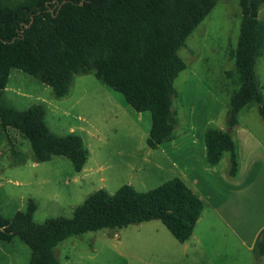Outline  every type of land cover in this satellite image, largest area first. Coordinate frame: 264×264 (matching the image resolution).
<instances>
[{
  "label": "trees",
  "instance_id": "16d2710c",
  "mask_svg": "<svg viewBox=\"0 0 264 264\" xmlns=\"http://www.w3.org/2000/svg\"><path fill=\"white\" fill-rule=\"evenodd\" d=\"M65 1V2H64ZM221 0H0V125L29 141L36 162L67 157L76 171L88 158L81 135H60L46 123L43 103L19 109L6 100L12 69L18 68L50 86L57 98L70 94L77 75L93 74L120 92L136 112H150L147 144L157 148L176 137L173 103L175 80L186 69L179 50ZM64 2V3H63ZM242 21L235 59L238 87L227 111V130L205 132L207 160L218 166L226 153V175L239 170L238 146L232 130L246 107L257 105L264 120V94L256 70L264 52V0H239ZM16 163L27 160L14 149ZM203 199L181 177L148 191L124 184L113 194L99 189L75 207L72 217L34 220V200L12 217L0 214V240L19 237L30 248L28 264H62L55 247L66 238L103 228L117 229L161 220L181 243L190 239L204 209ZM254 251L264 255V228Z\"/></svg>",
  "mask_w": 264,
  "mask_h": 264
},
{
  "label": "rangeland",
  "instance_id": "374dc122",
  "mask_svg": "<svg viewBox=\"0 0 264 264\" xmlns=\"http://www.w3.org/2000/svg\"><path fill=\"white\" fill-rule=\"evenodd\" d=\"M259 18L264 20V4ZM241 21L239 0H221L179 50L186 69L175 80L176 135L191 129L199 133L206 125L228 129L230 98L239 85L231 53L237 46ZM256 70L264 94V52ZM5 98L19 109L43 103L48 127L60 135H81L88 148L87 161L79 172L65 156L36 162L28 139L0 125V214L6 217L26 210L30 199L37 206L36 222L72 217L75 207L96 190L113 194L130 184L138 191H148L182 176L161 150L148 146L149 112L135 113L126 102L123 105V95L91 73L75 76L70 94L57 98L50 86L14 68ZM238 125L255 130L264 148V120L257 105L240 111ZM238 128L232 130L234 137ZM14 149L25 152L27 160L16 163ZM189 153V167L199 169L201 152ZM229 161L226 153L218 168L224 171ZM203 201L201 218L184 243L154 219L72 235L55 247L56 256L62 264H264ZM30 254L29 246L17 236L8 242L0 240V264H28Z\"/></svg>",
  "mask_w": 264,
  "mask_h": 264
},
{
  "label": "crops",
  "instance_id": "0c3cea01",
  "mask_svg": "<svg viewBox=\"0 0 264 264\" xmlns=\"http://www.w3.org/2000/svg\"><path fill=\"white\" fill-rule=\"evenodd\" d=\"M125 102L124 99L123 105ZM149 119L148 133L151 127L150 112ZM212 121L214 119L209 122ZM236 126L239 127L235 137L238 146L239 170L233 179L226 175V168L222 171L218 168L219 165L214 166L207 160L205 143L207 125L199 133L191 129L177 134L172 140L165 141L152 149L163 152L171 167L177 170L182 175L181 178L211 205L217 219L239 237L250 251L254 252L258 235L264 228V148H261V138L256 135L255 130L248 126L241 127L238 124ZM197 149L201 152L202 166L195 170L189 167V151ZM260 152H262L261 155ZM263 258L264 255L262 261H264Z\"/></svg>",
  "mask_w": 264,
  "mask_h": 264
},
{
  "label": "water",
  "instance_id": "95a60500",
  "mask_svg": "<svg viewBox=\"0 0 264 264\" xmlns=\"http://www.w3.org/2000/svg\"><path fill=\"white\" fill-rule=\"evenodd\" d=\"M64 2H65V1H64ZM64 2H63V3H64Z\"/></svg>",
  "mask_w": 264,
  "mask_h": 264
}]
</instances>
